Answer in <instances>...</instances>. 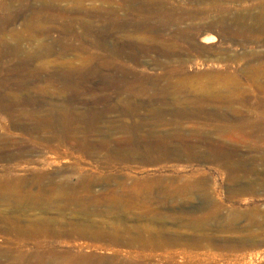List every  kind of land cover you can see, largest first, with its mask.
<instances>
[{
    "label": "rangeland",
    "instance_id": "374dc122",
    "mask_svg": "<svg viewBox=\"0 0 264 264\" xmlns=\"http://www.w3.org/2000/svg\"><path fill=\"white\" fill-rule=\"evenodd\" d=\"M21 1L23 2L26 1L27 3L29 2L28 3L29 7H37V6L40 7L43 2L42 0L40 1L18 0L17 2L13 0H0V10H1L0 18H8L9 16H11L12 11L20 7ZM145 1L152 2V0H145ZM157 1L159 5L164 7L165 12L161 15H155V14H153V16L147 14L142 15L130 10L127 7L119 8L118 20L122 22L124 25L126 26L128 25L127 27L129 29H131L129 26L132 27L134 25L133 23L135 22L141 24H143L142 22H144L145 24L147 22L148 23L147 25H149L150 28L153 29L155 28L159 30L158 32L161 33L163 37L161 40L156 41L154 45L151 40L148 41L146 40L141 42L140 40L124 41L125 45L127 43L126 55L127 54L129 55V56L127 55V58L125 57V58L117 59L116 57L114 58L112 56L110 57L108 54L104 53L100 49H94V48L91 49V46H89L88 43L86 46V47L89 46L88 49L85 47L86 44L84 43L83 44L84 48L80 52L68 51L67 53L66 52L62 53L60 47L62 46L61 44L63 43L64 40L61 41V33L55 31L52 34L44 35L38 33L39 35L37 34L32 35L30 31H26L23 27L24 17L22 15H18L16 17L17 21H15V25L13 26V29L15 27L14 31L16 32L17 37H13L11 32L7 31L6 32L7 36L5 35L6 38L5 41L10 46L12 45L16 46V44L20 45V50L22 51H19L18 53L10 54L6 58L0 59V69H1L0 98L6 97L8 94H9L8 97L11 96L13 97V94L14 96L16 95L15 96L16 98L13 97V99H15L14 100L15 102H13V106L11 107L12 111L14 110L15 112L13 113L15 114V116L14 115L12 116V114L10 115L9 113L7 114L6 111L4 113V110L1 109L0 106V139H1L0 140V173L4 169H9L11 174H13L16 177L27 176L28 178H31L32 177L31 175H34L35 173L39 174L41 172H49V173H54V175L57 176L58 174L56 173L58 172L60 173L63 171L61 173V177L63 179L69 178L70 183L74 184L75 179L77 177L76 176L74 177V175H72L73 173L72 171L73 168L76 166L75 164L78 165L80 164V167L82 166L85 167L84 168L85 174H89V175L93 174L92 176L95 179L97 178L96 180L100 181L99 183H102V184H98L94 189L106 190V189L119 188L118 183L126 179L127 177L126 174H130L131 176L130 179L150 178L154 180L194 181L199 177L200 172H204L206 173L209 181V187L211 188V189L209 188V190L210 192L212 191L211 195L214 194L212 195L214 202L221 203V208L217 212V219L211 222V227L209 226L205 232L211 237L216 238V240L218 239L217 241L220 243L221 246L218 249L210 247L209 250L206 249L200 251H193L194 253L197 252V254L200 255L199 257L203 260L202 263H197V262H192V263L193 264H264V163L263 162L262 163L257 162L254 164H250L248 166L249 169L253 170V175L249 176L248 180H241V179L229 180L226 175L220 174L216 169H213L208 163L206 164L199 161H193L190 163L167 161L154 165H147V164H139V163H131V162L124 163V161L121 160L122 159L121 155L125 149V144L122 143V140L124 141V139L126 138H134L133 136H135V138L137 139H140V136L141 138H145L147 137L146 135H148V133L151 131L150 130L152 128L151 126H154L153 128L157 130L156 131L154 129V131H156V133L159 134H163L165 132L175 134L177 132H180L184 138L188 136L185 140L190 139L187 141H191V142L192 141L195 142L196 141L195 137H198L202 132L206 131L205 123L207 117L204 118L205 115L202 114L201 108L200 109L195 108L194 105H193L194 108L193 106L191 107L192 104H186L184 102V99L182 98L180 101V105L185 109L188 108L190 112L191 111L194 112L193 113L191 112L192 113L191 116H187L184 119L182 118L175 119L177 122L179 121L180 123L181 126L180 131L178 129L177 130L175 129L177 128L176 125L174 126L168 125L170 124L169 120L171 123L174 121L173 117L166 116L163 117L162 119L160 114H157L159 110H165L164 106L168 110L169 108H173V106L170 107L172 104L170 105L169 103L170 98H172V96L170 94H169L170 96L169 95H167L168 97L166 96V94L171 93L173 89L178 90L180 88L179 90L180 91L182 90L183 94H186L187 92L188 94L191 93L190 96L192 97L199 96L198 97L199 99L205 98L206 102L204 103L205 105L204 107H208V110L207 108H204V110H207V112L210 111L212 113L229 111L228 106L224 104L221 105L220 103L213 101L210 98V96L207 97V95H210L211 92L216 93L220 91V89L218 90V88H221L222 91V88H224L225 85L226 87L227 86L231 87L232 90L238 87L239 89L241 88L240 89L242 91V92L240 91L241 94L239 93L236 96V98L239 100H242L244 98L249 99L253 97L252 95H255L253 94L252 83L246 79V75L252 72L251 74H254L257 77L260 76L259 77L260 80L258 79L259 81L264 80L263 76H261V74L264 75V22H263L264 0H203V1L198 0L199 3L197 0H157ZM61 4L62 5L59 4V6L66 9H71L72 6L73 8L75 7V4L73 3H68V4L61 3ZM89 4L88 2H86L84 5L85 7H90ZM99 4L101 3L100 2L96 3V7H100L101 5ZM112 6H114L115 8L116 5H112ZM104 7L108 8L111 6H104ZM177 9H178L177 12L179 13H176ZM191 11L192 13L193 12L197 13L196 16L193 18L191 17L190 19L188 18L187 21L186 20L183 21L182 22L183 24L179 23L176 24L177 26L175 24L173 26V23L167 25L165 23L160 22L161 21L160 19H164L166 17H172L173 15H174L173 18H179V16L181 17L183 13L186 12L191 13ZM25 13L28 14L30 12L26 11ZM199 13L200 14L203 13V14L200 15ZM51 14L53 13L45 12V14H41V15L43 17L46 15L51 16ZM204 15H206L207 18ZM257 17L260 19H258ZM201 18L204 19L206 18L208 19V21L209 20L210 21L207 22L206 19L204 20ZM69 20H70L69 18L67 19L65 18L63 21L68 22ZM201 20H203L202 21L203 23L201 22ZM216 20L221 22L222 26L220 25V28L218 30L223 34H221L219 31L213 33V35L216 36L218 41L214 44V47L210 49L207 48L204 49L203 48L204 45L201 44L202 37L205 36L203 31H205V28L210 22ZM193 23H195V25ZM191 27H194V30L195 29L196 30L195 31L193 30L194 32L193 31L190 32V29L188 28ZM223 27H226L225 29L228 31H225ZM102 28L103 25L102 24L99 25L96 28V32L97 33L99 32L98 34H101ZM232 29L234 32H232ZM187 31H189L190 34L192 33L191 35L195 33L196 36L195 35L194 36L196 38L191 37L192 38L191 39L190 35L187 34L188 33ZM167 33L170 34L171 37ZM174 33L175 36H172L174 35ZM178 33L184 34L183 37L180 38ZM237 33L239 36L237 35ZM176 35L178 37L177 40H176ZM143 36L149 37L150 35L148 36L145 34ZM30 37H32V39ZM173 37H175V39ZM200 38L201 40H199ZM222 38H224L225 41L224 39L222 40ZM56 39H58V42ZM185 39L188 40L185 42ZM236 39L237 41H235ZM248 39L250 40L251 43L248 42L249 41ZM65 40L66 42L69 41L68 44L80 45L79 44L80 42L70 41V38L69 40L65 38ZM162 40L164 41V44H161ZM132 42L133 43L135 42V44L137 43L138 45L137 44L134 45L132 44ZM144 42H146L145 43L146 45L144 44ZM111 43L112 46L114 47L117 46L116 43H114V40ZM166 43L169 46L171 44L170 50L167 47L168 45L166 46ZM130 44L134 46L131 48ZM245 44H247V46ZM161 45H164V47ZM141 46H146L145 48L149 49L150 52L143 53L141 51ZM0 47L2 49V45ZM44 47L46 48L50 47L52 48V51L51 52L45 51L44 49L46 48ZM165 47L168 49H166ZM242 47H245V50L248 52V54L245 50L242 49ZM40 48L43 49L44 51L41 50ZM201 50L202 51L204 50L206 52L204 51L200 52ZM39 51L40 52L42 51L43 55H41L40 53L39 57L40 56L41 57L40 58L38 57L37 59L36 53ZM130 52L132 53L130 54ZM133 55L135 57V60ZM105 61H109L110 64L106 65L109 62L107 63ZM80 63H84V65L81 64V66L83 67H80ZM22 65L28 66V69L25 70L26 72L24 71L23 68L24 66ZM94 65L100 67V71L97 74L95 73L92 74L91 72V69L93 68L92 66ZM102 65L107 67L111 66L109 67L110 71L107 72L108 70L107 67L104 68ZM84 67H88V68H84ZM68 68H71V70ZM123 68H125L126 70L125 69L123 70ZM116 69L117 71L122 69L120 71L121 73H118ZM77 70L80 71L78 72ZM57 71H60V74L65 73V77L67 75V78L69 79L68 81L69 83L67 85L61 84L60 82L57 81L55 82V84L57 83L59 85L57 84L52 85L54 79H51L52 80V82H50L51 84L41 82L42 78L44 77L46 78V76L49 78L51 74ZM74 71L75 72L77 71L76 72L77 74L74 73ZM24 72L25 75L23 74ZM170 72L172 73L170 74ZM255 72L257 75L255 74ZM208 73L210 74V79L212 78V76H214L211 79V81L209 79ZM222 73L223 74L225 73L226 75L225 74L223 75ZM110 74H112V77ZM206 74L208 75L206 76ZM119 75H121L120 77L124 79L125 83L117 85V82H115L114 80L115 78H117V76L118 78H120ZM223 76H225V79L221 78ZM229 76L231 79L229 78ZM232 77H237L239 79L240 84L237 85L236 81L232 80ZM72 79H74L73 82H75L76 84L72 83L71 81ZM220 79H221L222 87L219 84ZM224 80L227 81L225 82ZM171 83L173 86L175 83H177L175 84L176 87L175 86L173 87ZM224 83L226 84L224 85ZM262 83H264V81H262ZM130 85L132 86L129 88ZM179 85H181L186 89L183 90V88ZM142 86L143 88H141ZM167 87H170V91L171 90L172 91L169 92L168 90L169 88ZM207 87L210 88L208 89ZM189 90L192 92H190ZM162 91H164V93ZM244 92L246 93V95H244L245 94ZM136 94L139 97L137 96L134 97V95ZM140 94H142L143 96H141ZM125 96L126 98H124ZM17 97H19V102L17 100ZM118 97L121 98L120 101ZM133 97L136 98L134 99L135 101H133ZM156 98L159 99L157 100ZM160 98L161 99L165 98V99L161 100ZM167 100L168 103L163 104L166 103ZM124 101L126 102L124 103ZM129 101L131 105H129ZM149 102L151 104L154 103L155 107H156V103H159L160 106L162 107H159V104H157V107L155 109V107L154 108L151 107L154 105L153 104L151 105ZM54 104L56 106L53 109ZM112 105L119 110H115V108L112 107ZM45 106L46 108H44ZM218 106L219 108L216 109V107ZM240 107L241 106L239 105L236 104L234 105V108L240 109L244 114H246L247 112L246 108L242 109ZM42 108L44 110H42ZM129 108L131 110H129ZM55 109L57 111L59 110L58 113H60L59 114L60 116H58V113ZM62 109L65 110L63 111ZM15 110L17 112L20 111L21 113L20 112L17 113ZM51 110L52 111L54 110L55 112L54 111L51 112ZM66 110L68 112H66ZM76 110H78L77 114L75 113ZM113 110L115 112H113ZM22 111L24 112L25 117L23 116ZM121 112L122 113L126 112V114H122ZM194 113H196L195 114L196 116L194 115ZM78 114L80 115V117H78L79 116ZM255 116H257L256 112H255ZM10 117L12 119H10ZM200 117H202V119ZM196 124L197 126L195 127ZM136 127L137 129L138 127L140 129L137 130ZM197 127H199V130ZM201 128H203V131ZM191 136H195L194 137L195 141ZM231 136L232 137H229L226 140H223L225 138L219 140L218 139L219 137L217 136H213L212 138L216 141V147L221 148L223 147L222 145L224 146L228 145L227 148L229 147L235 148L237 149L240 157L243 159L261 156L259 150L256 151L250 148V146L255 145V141L253 139L246 138L237 133H233L231 134ZM217 140H219V142H217ZM46 142L49 143L47 144ZM55 144H57L56 146L62 144L63 149L61 150V152L66 151L67 153L70 151L72 153L69 154H71L72 156L69 158H66L64 156L65 158L56 160V162H54L53 157L50 155H52L53 152L52 150L55 148L53 146H55ZM72 144L74 145V147ZM217 144H222V145L218 146ZM175 145L180 146L183 144L180 141H176L173 144V146ZM257 146L261 148L264 146V143H257ZM72 148H74L73 151H71ZM48 149L50 151H48ZM198 150L200 152L202 151L204 152L207 149L205 146H202L199 149H197L196 152H199ZM260 150L263 151L262 148ZM119 152L122 153L120 154ZM20 155H23L24 157L23 161H18L16 159H13L16 156H20ZM7 156H9V158L5 159V157ZM125 166L126 167L128 166L131 169V171L129 170V168H126ZM98 173L101 175H99ZM186 176L187 178H181ZM61 177L60 178L57 177V181H61L62 180ZM33 189L36 190V187L35 188L33 187ZM234 192H239V193L241 192V193L239 196L234 198L232 196ZM186 203L187 202L182 203V201L181 203L180 201L169 202L167 203L168 207L165 204L160 208V212L161 214L179 217L181 219H187L190 216V214L199 215V216L202 215L204 217L210 216L209 213L210 211H208V209L206 210L201 208L203 207V201L199 195H197L192 202H189L187 204ZM58 212L59 211L56 212L55 209H51L47 212H44L41 215L42 216L47 215L52 218H57L60 220L63 219L64 217H69L67 215L69 214L68 212H62V213L61 212L58 213ZM31 213L40 214L39 211H33ZM95 219L98 220L107 219L109 220V222L111 221L118 222L119 225L123 223L135 224L134 221L126 222L125 221L126 218H124V216L121 217L119 216L113 219L97 216L95 217ZM142 223L146 225L149 224V221L144 220L142 221ZM229 223L233 224L232 229H230L231 231L230 230L229 231L226 230V232L222 230L219 231L216 230L215 227H212L215 224H220L224 226ZM155 226L160 227V225H155ZM180 226L181 225L180 224L178 225L177 222L175 223L173 221H167L163 227H166L170 230L179 231L181 233H184V235L185 234L195 235L194 231L192 232V230L189 229L184 230V228ZM39 242L45 246L43 247V250L37 248H30V247H28L27 250L30 249L29 250L30 253L36 254L40 252L39 250L46 252L49 251V249L51 250L57 249L65 253H70L71 255H76L78 250L75 247V245L83 241H80L74 237L52 238L51 236L44 235L39 239ZM0 245L1 246L4 245L3 247H5V244L2 243V240H0ZM206 255H209L211 259L206 260ZM89 256L92 257L93 259H99V258H110L111 255L106 251H100V252L95 251L92 252ZM192 263L185 262L180 264H192Z\"/></svg>",
    "mask_w": 264,
    "mask_h": 264
},
{
    "label": "bare ground",
    "instance_id": "6f19581e",
    "mask_svg": "<svg viewBox=\"0 0 264 264\" xmlns=\"http://www.w3.org/2000/svg\"><path fill=\"white\" fill-rule=\"evenodd\" d=\"M13 1L17 2L18 0H13ZM42 1H41L42 4L40 7L39 6L29 7V4H28L29 2L27 3L26 1L25 2L21 1L19 8L15 9L14 11L11 10L12 11L11 16H9L8 18H0V44L2 45V49L0 47V49L2 50V51L0 50V59L6 58L10 54L18 53L19 51H22V50H20V45H18V44H16V46L12 45L13 46L12 47V46L8 45V43H6V41H5L6 40L5 35L7 36V34H6L7 31L11 32L13 37H17L16 32L14 31L15 27L13 29V26L15 25V21H17L16 17L18 15H22L24 17L23 27L26 31H30L32 33V35L52 34L53 32L57 31V32L61 33V41L64 40L66 42L65 38L68 40L70 38V41L80 42L79 43L80 45L68 44L69 41H67L66 43L64 41H63V43L61 42L62 46L60 47V49L62 50V53H65V52L67 53L68 51H77V52L79 51L80 52L84 48L83 44L85 43L86 44L85 47H86L87 43H88L89 46H91V49L92 48L100 49L104 53L108 54L110 57L111 56L113 58L116 57L117 59L118 58H125V57L127 58V55H128V54L126 55L127 43L125 45L124 41H126V40H130V41L140 40V42H141V41L151 40L153 45H154V43L156 41L161 40L163 38L162 34L158 32L159 30H157L155 28L154 29L150 28L149 25H147L148 24L147 22H146V24L144 22H142L143 24L135 22V23H133L134 25L132 27L129 26L131 28V29H129L127 27L128 25L126 26L118 20V18H119L118 17V12H119L118 10H119V8H123V7H127L130 10L137 12L138 14H142V15L147 14V15L153 16V14H155V15L163 14L165 12L164 7L159 5L157 0H154V1L152 0V2L145 1V0H42ZM86 2H88V4L90 3L89 4L90 7H85L84 4ZM98 2L101 3V4H99V5H101L100 7H96V3H98ZM61 3H67V4L73 3V4H75V7L73 8V6H72L73 9L72 8L66 9V8L59 6V4L62 5ZM198 3H199V1H198ZM112 5H116L115 8ZM214 5H216V4H214ZM104 6H111V7L106 8ZM27 9H30V10H27ZM26 11L30 12V13L26 14L25 13ZM177 11H178V9L176 10V13H179ZM181 11H183V10H181ZM45 12H47V13L50 12L53 14H51V16L46 15V16L42 17L41 14H45ZM196 14L197 13H194V12L192 13V11H191V13L186 12V13H183V15L181 17L179 16V18H173V16H174L173 15L172 17H166L164 19H160L161 20L160 22L165 23L167 25L173 23V26H174V24L176 25V24L182 23L185 20L187 21L188 18L190 19L191 17L192 18L195 17ZM202 14H200V15H202ZM206 15H204V16L206 17ZM65 18L66 19L69 18L70 20L68 22H64L63 20ZM201 19H204V18H201ZM258 19H260V18H258ZM206 20H207V22L210 21V20L208 21V19H206ZM199 21H200V19H199ZM202 21L203 20H201V22ZM149 22H151V21H149ZM101 24L103 25L102 33L98 34L99 32L98 33L96 32V28ZM193 24L195 25V23H193ZM191 25H192V23H191ZM220 25H221V22L218 20L210 22L207 25V27L205 28V31H203L205 36L202 37V40H201V38L199 39V40H201V44L204 45V47H203L204 49L205 48L210 49V48L214 47V44L218 40H217L216 36L213 35V33L219 31L218 29L220 28ZM199 27H200V25H199ZM225 28L226 27H223V29H225ZM188 29H190V32H192L194 30V27H191ZM225 31H228V30L225 29ZM187 32H188L187 34L190 35V38L191 37L196 38L195 33L193 35H191L192 33L190 34L189 31H187ZM232 32H234L233 29H232ZM145 34L148 36L150 35V36L149 37L143 36ZM178 34H179L180 38L183 37V35H184L181 33H178ZM221 34H223V33H221ZM164 35H166V34H164ZM168 35L170 36V34H168ZM177 35H176V40L178 38ZM237 35H238V33H237ZM172 36H175V33ZM245 37H247V36H245ZM30 38L32 39V37H30ZM59 38H60V36H59ZM173 38L175 39V37H173ZM223 39L224 38H222V40ZM56 40L58 42V39H56ZM111 40L112 41L114 40V43H116V45H117L116 47L111 45L112 44ZM187 40L188 39H185V42ZM224 41H225V39H224ZM235 41H237V39ZM162 42H161V44H164L163 40H162ZM181 42H183V41H181ZM192 42H194V41H192ZM248 42H250V40ZM248 42H247V44H248ZM137 43H138V41H137ZM145 43L146 42H144V44ZM243 43H245V42H243ZM132 44L136 45L135 42L134 43L132 42ZM247 44H245V45L247 46ZM130 45H128V46H130ZM167 45L168 44L166 43V46ZM53 46H55V45H53ZM133 46L131 45V48ZM161 46L164 47V45H161ZM88 47H86V48L88 49ZM145 47L146 46H141V51L143 53L144 52L145 53L150 52V50L145 48ZM163 47H161V48H163ZM167 47L170 50L171 44H170V46L168 45ZM44 48H46V47H44ZM137 48H138V46H137ZM168 48H166V49H168ZM242 49L245 50V47H242ZM41 50H43V49H41ZM44 50L51 52L52 48L49 47V48H46ZM135 51H136V49H135ZM141 51H139V52H141ZM173 51H174V49H173ZM203 51L201 50L200 52H203ZM90 52H91V50H90ZM151 52H153V51H151ZM204 52H206V51H204ZM5 53H6V55H5ZM40 53H41V55H43L42 51L37 52L36 53L37 59H38ZM131 53L132 52H130V54ZM26 54H27V52H26ZM247 54H248V52H247ZM257 55H260V54H257ZM130 57H132V56H130ZM133 57H134V55H133ZM172 57H174V56H172ZM134 60H135V57H134ZM87 62H88V60H87ZM105 62L108 63L109 61H105ZM27 64H29V63H27ZM72 64H71V66H72ZM81 64L84 65V63H80V67H83V66H81ZM100 64H99V66H100ZM109 64H110V62L106 65H109ZM69 65H70V63H69ZM22 66H24L23 67L24 71L28 69L27 65H22ZM71 66H69V67H71ZM92 67H93L91 69L92 74L99 73L100 67H97L95 65ZM103 67L106 68L107 66H103ZM109 67H111V66L107 67V69H108L107 72L110 71ZM84 68H88V67H84ZM68 69L71 70V68H68ZM124 69L125 68H123V70ZM121 70L122 69L117 71V69H116V71L118 73H121L120 72ZM0 71H1V69H0ZM60 71L54 72L50 76L48 75L49 78L47 76H46V78L45 77L42 78L41 82L50 83V82H52L51 79H54L53 80L54 82L52 83V85L55 84L56 81L60 82L61 84L67 85L69 83L68 82L69 79L67 78V75L65 77V73H63L64 75L62 73L60 74ZM174 71H176V70H174ZM25 72L23 73L24 75H25ZM63 72H64V70H63ZM68 72H71V71H68ZM76 72L74 71V73H76ZM171 73L172 72H170V74ZM251 73L246 75V79L252 83L253 94H255V95H252L253 96L252 98H249V99L244 98L242 100L237 99L236 96L240 93L241 88L239 89V87H238V88H235L232 90L231 87H228V86L226 87V85H225L226 83H224L225 87L222 88V91H221V88H218V90L220 89V91H218L216 93L215 92L214 93L209 92L210 95H207V97L210 96V98L213 101L220 103L221 105L224 104V105L228 106V108H229L228 112H218V113H214V112L212 113L210 111L207 112L208 107H204L205 106L204 103L206 102L205 98L199 99L198 98L199 96L198 97L190 96V94H191L190 92H192V91H190L191 89L189 90L190 94H188L187 92H186V94H183V91L179 90L180 88L178 90L172 88L173 91L171 90L172 91L171 92L170 87H167V88H169L168 90L171 93H167L166 96L169 94L172 96V98L169 97L170 98L169 103H170V105L172 104L170 107L173 106V108H169V110H168L164 106L165 110H159V112L157 110V112H158L157 114H160L162 119H163V117H166V116L173 117L174 121L171 123L169 120L170 124H168V125H171V126L176 125L177 128H175V129L176 130L178 129L180 131L181 130L180 123H179V121L177 122L175 119H177V118L184 119L187 116H191V114L194 112V111H191L192 112L191 113L188 108L185 109L180 105V101L182 98V99H184V102L186 104H192L191 107L194 105L195 108H199V109L201 108L202 114L205 115L204 118L207 117L206 123L203 121L206 124V126H205L206 131L202 132L198 137L191 136V137H193V139H194V137L196 139V141L194 139L195 142H193V141L191 142V141H187L190 139L185 140L188 136L186 138H184L180 132H177L175 134H171L169 132L159 134V133H156L157 130L155 128H153L154 126H151L153 129L152 128L150 129L151 131L148 133V135H146L147 137H145V138H141V136H140V139H137V138H135V136H133L134 138H126V139H124V141L122 140V143L125 144V149H124L123 153L121 152L122 153V155H121L122 159L121 160L124 161V163L125 162L126 163L131 162V163H139V164H147V165H154V164L163 163V162H167V161L188 162V163L193 162V161H199V162H203L206 164L208 163L213 169H216L220 174L226 175L229 180H236V179L248 180L249 176L253 175V170L249 169L248 166L250 164H254L257 162H261V163L263 162L264 163V146L261 147L263 149V151H261L260 150L261 148H259V146H257V143H264V83H262V81H264V80L259 81L260 76L257 77ZM20 74H22V73H20ZM208 74H206V76ZM255 74H256V72H255ZM108 75H109V73H108ZM110 75L112 77V74H110ZM115 75H117V74H115ZM120 76L121 75H119V77ZM261 76H263V78H264V75L261 74ZM108 77H110V76H108ZM213 77L214 76H212V78ZM221 78L225 79V76H223ZM229 78H230V76H229ZM74 79L71 80L72 83H75V82H73ZM209 79H210V74H209ZM211 79H210V81H211ZM232 80H235L237 85L240 84L239 79L237 77H232ZM114 81L117 82V85L125 83L124 79L122 77L118 78V76H117V78H115ZM224 81L226 82L227 80H224ZM228 81H229V79H228ZM175 84H177V83H175ZM175 84H174V86H175ZM183 84H184V82H183ZM219 84L221 85V79H220ZM227 84H228V82H227ZM46 85H49V84H46ZM57 85H59V84H57ZM134 85H136V84H134ZM171 85H172V83H171ZM25 86H26V84H25ZM131 86L132 85H130L129 88ZM179 86H181V85H179ZM221 87H222V85H221ZM141 88H143V86ZM182 88H183V90L186 89L184 87H182ZM207 88L209 89L210 87H207ZM165 89H163V90H165ZM207 91H209V90H207ZM162 92L164 93V91H162ZM145 93H146V91H145ZM204 93H205V91H204ZM25 95H26V93H25ZM140 95L143 96L142 94H140ZM244 95H246V93ZM248 95H249V93H248ZM8 96H9V94L6 97L0 98L1 109L4 110V113L6 111L7 114L9 113L10 115L12 114V116L13 115L15 116V114H13L15 112H14V110L12 111L11 107L13 106V102H15L14 101L15 99H13V97H15L16 95L14 96V94H13V97L12 96L8 97ZM135 96L139 97L137 94L134 95V97ZM128 97H130V96H128ZM134 97H133V101H135L134 99H136ZM167 97H165V98H167ZM248 97H250V96H248ZM124 98H126V96ZM165 98H163V99H165ZM120 99L121 98H119V101H120ZM163 99H161V100H163ZM17 100L19 102V97H17ZM125 102L126 101H124V103ZM154 102H156V101H154ZM167 103H168V100L166 103H163V104H167ZM207 103H206V105H207ZM20 104H21V102H20ZM152 104L154 106H151ZM152 104L150 106L154 108L155 104L154 103H152ZM157 104H159V103H156V107H157ZM235 104L241 106L240 108H242V109L246 108V110H247L246 114H244L240 109L234 108ZM125 105H127V104H125ZM129 105H131L130 101H129ZM129 105H127V106H129ZM55 106L56 105L54 104L53 109ZM63 106H65V105H63ZM63 106H62V108H63ZM132 106H133V103H132ZM132 106H131V108H132ZM194 106H193V108H194ZM209 106H211V105H209ZM16 107H18V106H16ZM112 107H114V106L112 105ZM156 107H155V109H156ZM159 107H162V106H160V104H159ZM188 107H189V105H188ZM44 108H46V106ZM64 108H66V107H64ZM114 108H115V110H119L116 107H114ZM204 108H207V110H204ZM218 108H219V106L216 107V109H218ZM47 109H48V107H47ZM50 109H52V108H50ZM157 109H160V108H157ZM42 110H44V109L42 108ZM67 110H66V112H68ZM129 110H131V109L129 108ZM138 110H140V109H138ZM193 110H195V109H193ZM213 110H214V108H213ZM53 111L51 110V112H53ZM63 111H60V112H63ZM77 111L78 110H76V112H75L76 114H77ZM19 112H17V113H19ZM58 112H59V110L57 111V113ZM113 112H115V111L113 110ZM255 112H256L257 116H255ZM257 112H258V114H257ZM59 114L60 113H58V116H60ZM122 114H126V112L122 113ZM195 114L196 113H194V115ZM23 116H24V112H23ZM136 116H137V114H136ZM64 117H65V115H64ZM78 117H80V115ZM200 118L202 119V117H200ZM10 119H12V118L10 117ZM156 119H158V118H156ZM171 121H172V119H171ZM198 125H201V124H198ZM196 126H197V124L195 125V127ZM139 127H138V129H140ZM155 127H156V125H155ZM132 128H133V126H132ZM197 128L199 130V127H197ZM203 128H201L202 131H203ZM207 128H208V131H207ZM136 129H137V127H136ZM154 129L156 131H154ZM188 130H191V129H188ZM198 133H199V131H198ZM233 133H237V134L242 135L246 138L253 139L255 141V145L250 146V148L252 150H256V151L259 150V152L261 153V156L243 159L238 154L237 149L230 148V147L227 148L228 145L227 146L222 145L223 141H222V144H217L218 146L222 145L223 147H221V146H220L221 148L216 147V141L212 138L213 136L219 137L218 138L219 140L220 139L222 140V138H225L223 140H226L229 137H232L231 134H233ZM184 136H186V135H184ZM191 137H189V138H191ZM219 140H217V142H219ZM176 141H180L183 145L173 146V144ZM55 143H57V142H55ZM178 143H176V144H178ZM62 144H64V143H62ZM62 144L58 145V146H56L57 144H55V146H53L55 148L53 150L51 149L53 152H52V155H50V156L53 157L54 162H56V160H60V159H63L65 157L69 158L72 156L71 154H69V153H72L70 151L67 153H66V151L61 152V150L63 149ZM50 145H52V144H50ZM202 146H205L207 150L204 152L203 151L200 152L198 150L199 152H196L197 149H199ZM73 147H74V145H73ZM48 148H51V147H48ZM73 149L74 148H72V150L71 149H69V150L73 151ZM203 150H205V149H203ZM48 151H50V150L48 149ZM23 153H25V152H23ZM77 155H79V154H77ZM7 158H9V156L5 157V159H7ZM13 159H16L18 161H23L24 157H23V155H20V156H16ZM75 165L76 166L73 168V171H72L73 172L72 175H74V177L75 176L77 177L75 179L74 184L70 183L69 178L63 179L61 177V173L63 171L60 173L59 172L56 173V174H58L57 176H55L54 173H49V172L39 173V172H37L39 174H36V173L34 175L30 174L32 176L31 178H28L27 176L26 177L25 176L24 177H16L13 174H11L9 169H4L1 171V173H0V240H2V243L5 244V247H3L4 245H2V246L0 245V264H180V263H185V262L186 263H192V262L202 263L203 259H201L199 257L200 255H198L197 252L194 253L193 251H200V250H206V249L209 250L210 247L218 249L221 246L220 243L217 241L218 239L216 240V238L211 237L210 235L206 234V232H205L209 226L211 227V222H213L215 219H217V212L221 208V203L214 202V200H213L212 195H214V194L211 195L212 191L210 192V190H209V188H210L209 187V181H208L206 173L199 171L200 172L199 177L194 181L154 180V179H150V178L130 179L131 178L130 174H126V176H127L126 179L121 181V182L119 181L120 182V183H118L119 188L106 189V190H95L94 188L98 184H102V183H99L100 181L96 180L97 178L95 179L92 176L93 174L92 175L85 174L84 173L85 167H83L82 165H81L82 167H80V164L79 165L75 164ZM126 168H129V167L127 166ZM102 169H101V171H102ZM107 170H109V169H107ZM129 170L131 171L130 168H129ZM106 172H108V171H106ZM94 173H95V171H94ZM99 175H101V174H99ZM57 177H59V178L61 177L62 180L57 181ZM181 178H187V176L181 177ZM33 187L34 188L36 187V190H34ZM240 193L234 192L232 196L234 198H236L237 196L240 195ZM197 195H199L203 201V207H201V208L206 209V210L208 209V211H210L209 217H204L202 215L199 216V215L190 214V216L187 219H181L179 217L161 214V212H160V208L162 206H164L165 204L167 205V203H169V202L180 201V203H181V201H182V203H185V202L189 203V202H192L196 198ZM167 207H168V205H167ZM51 209H55L56 212L59 211L61 213L62 212H68L69 214H67V215L69 217H64L63 219L60 220L57 218H52V217L47 216V215H43V216L41 215L44 212H47ZM33 211H39L40 214L31 213ZM11 213H14V214H11ZM97 216L108 218V219H113V218H116L119 216L120 217L124 216V218H126V220H125L126 222L127 221H130V222L134 221L135 224L123 223V224L119 225L118 222H112V221L109 222V220H107V219H105V220L95 219V217H97ZM144 220H148L149 224L144 225L142 223V221H144ZM167 221H173L175 223L177 222V224L178 225L180 224L181 225L180 227L184 228V230L189 229V230H192V232L194 231L195 235H191V234H187V235L185 234L184 235V233H181L179 231L170 230L166 227H163ZM155 225H160V227H156ZM212 227H215L216 230H219V231L222 230V231L226 232V230L229 231L230 229H232L233 224L229 223V224H226L224 226L220 225V224H215ZM200 232H202V233H200ZM44 235L51 236L52 238L74 237V238H76L80 241H83V242L75 245V247L78 250L76 255H71L70 253H65V252L59 251L57 249H52V250L49 249V251L43 252L41 250H43V247H45V246L39 242V239L41 237H43ZM28 247L37 248V249H41V250H39L40 251L39 253L33 254V253H30V251H29L30 249L27 250ZM85 250H87V251H85ZM95 251H99V252L100 251H106V252L110 253L111 256H110V258L93 259L89 255ZM209 259H211V257L209 255H206V260H209Z\"/></svg>",
    "mask_w": 264,
    "mask_h": 264
}]
</instances>
